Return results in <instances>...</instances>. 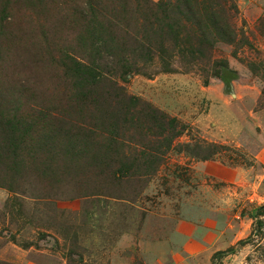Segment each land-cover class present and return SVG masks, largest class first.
I'll return each mask as SVG.
<instances>
[{"label":"rangeland","instance_id":"rangeland-1","mask_svg":"<svg viewBox=\"0 0 264 264\" xmlns=\"http://www.w3.org/2000/svg\"><path fill=\"white\" fill-rule=\"evenodd\" d=\"M196 1L0 0V264H264V0Z\"/></svg>","mask_w":264,"mask_h":264},{"label":"trees","instance_id":"trees-1","mask_svg":"<svg viewBox=\"0 0 264 264\" xmlns=\"http://www.w3.org/2000/svg\"><path fill=\"white\" fill-rule=\"evenodd\" d=\"M182 2L183 8L187 14H185L180 8H176L178 13L176 11L172 12V14L175 17H178L177 15H181L184 19L188 21H193L195 24L200 25L201 20H199L197 14L194 12V8L196 7V0H178V2ZM207 2L210 4L209 8H202L207 13V22L211 25L215 26V32L208 31L205 32L202 36V39L199 38L197 41V44L201 47L200 50H198V53H203L204 49L208 50L209 48L213 47V44L216 43V41H226L228 43H233L235 40V34L233 29L228 25L226 22L225 15H227V10L224 7V4L220 2V0H207ZM151 5V2H150ZM158 6H162L159 4ZM151 8H149V11ZM153 11L151 10L149 14H151ZM188 17V18H187ZM166 19H169L171 24L167 27V31L170 32L172 35L177 38L179 42L182 43L180 40L181 36V22H179L178 19H174L171 17H167ZM189 37H186L184 40L185 43L188 42ZM216 40V41H215ZM190 42V39H189ZM215 42V43H214ZM213 43V44H212ZM197 53V51L195 50ZM194 52V53H195Z\"/></svg>","mask_w":264,"mask_h":264},{"label":"crops","instance_id":"crops-1","mask_svg":"<svg viewBox=\"0 0 264 264\" xmlns=\"http://www.w3.org/2000/svg\"><path fill=\"white\" fill-rule=\"evenodd\" d=\"M208 167V166H207Z\"/></svg>","mask_w":264,"mask_h":264}]
</instances>
